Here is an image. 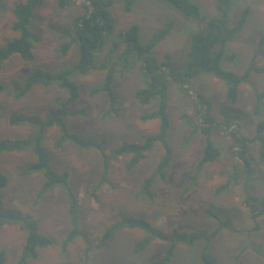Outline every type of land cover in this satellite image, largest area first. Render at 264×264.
<instances>
[{
	"label": "rangeland",
	"instance_id": "obj_1",
	"mask_svg": "<svg viewBox=\"0 0 264 264\" xmlns=\"http://www.w3.org/2000/svg\"><path fill=\"white\" fill-rule=\"evenodd\" d=\"M21 1L0 0V47L17 36L10 29V9ZM87 1L61 10L56 0H44L29 26L34 60L27 62L12 55L0 65V140L22 138L26 143L20 151L0 153V172L8 179L0 203V214L9 218L0 229L3 264H18L26 240L23 219L31 216L49 244L26 264H151L163 256L170 243L154 237L136 253V243L151 236L128 226V220L136 219H143L163 235L210 234L219 221L227 220L240 230L220 229L208 242L204 238L192 245L179 242L169 264H202L204 252L210 264H264V215L254 224L244 206L246 196L264 197V165L257 156L264 141V73H249L247 82L238 85L235 104L225 102V81L210 75L189 79L184 86L169 85L166 142L171 159L164 179L156 176L144 188L165 154L160 142L145 151L132 168L128 164L133 155L115 154L122 144L142 143L160 127L159 119L143 118L158 109L159 101L141 104L136 98L147 81L134 45L125 41L128 29L137 27L139 45L167 33L155 42L149 56L186 73L191 37L202 31L203 18L223 20L231 30L247 8L244 27L224 46L221 63L224 71L239 76L254 57L255 66L264 69V45L259 43L264 37V0H229L225 19L218 0H190L199 8L202 18L197 20L185 18L158 0H136L130 12L116 2L111 8L112 33L95 56L94 64L104 62V66L69 77L79 87L78 99L68 106L64 127H44L42 145L49 164L67 176L65 184L44 189L43 171L28 169L36 162L28 141L40 134L41 125L69 92L52 82L49 87L33 86L18 97L17 88L32 72L56 75L78 63V45L71 46L64 56L60 46L69 40L66 30L72 31L73 20L88 10ZM127 49L131 52H125ZM231 53L235 57L229 62ZM109 76V91H103ZM197 97L216 122L210 139L219 152L215 161L203 165L205 136L193 123L200 107ZM12 115L33 120L12 125ZM75 219L80 234L63 249L62 242L73 230L70 224ZM255 225V230L247 231Z\"/></svg>",
	"mask_w": 264,
	"mask_h": 264
},
{
	"label": "trees",
	"instance_id": "obj_2",
	"mask_svg": "<svg viewBox=\"0 0 264 264\" xmlns=\"http://www.w3.org/2000/svg\"><path fill=\"white\" fill-rule=\"evenodd\" d=\"M44 0H24L21 2H15L10 9V29L17 34L16 37L8 40L6 44L0 47V65L12 55H18L24 61L31 62L34 60V53L32 51L31 32L29 26L31 21L35 18V11L41 7ZM82 0H56V6L63 10L69 8L75 4V2ZM136 0H88V10L83 16L77 17L73 20L71 26L72 31L66 30V36L69 40L60 46L61 55H66L71 46L78 45L79 47V61L71 68L63 69L56 75L46 74L41 71H35L28 75L25 79L22 87L18 89V97L25 95L33 86L42 85L49 87L52 82L56 83L59 88L67 89L69 92L68 97L62 101L59 107L52 111L47 117L46 121L41 125L40 134L34 135L29 141V147L32 153L36 156V162L31 163L28 166L29 170L43 171L44 174V189H49L57 184L66 183V174H60L55 172L49 164V156L45 148L42 145L44 127L49 125H57L64 127L63 119L69 116L68 106L75 103L78 99V85L76 82L69 80L73 75H84L91 68H97L98 70L104 66V62L99 63L96 66L95 56L101 52L105 45L106 36L112 33L113 19L111 14V8L118 2L122 5L125 12H130ZM173 7L182 16L189 20H197L202 18L199 13V8L190 2V0H158ZM2 3V2H0ZM229 0H218V8L221 13V18H227L229 11ZM249 15V10L243 8L239 20L236 23L235 28L228 30L223 20L219 19H204V26L202 31L197 34H193L191 37V49L187 55L186 73H181L179 70L174 69L169 63L158 62L155 58L149 56L150 50L155 44L164 38L167 34L159 35L154 41L139 45L137 40V27L131 26L127 33L125 41L129 44H133L134 49L137 52V57L141 60L142 69L144 71L147 86L136 92V98L141 104H149L152 100L157 99L159 106L156 111L151 114L145 115L144 120L159 119L160 127L158 133L154 136H150L142 143H125L122 144L115 154L118 156L131 154L133 155L128 164L129 168H132L143 157L145 151L149 150L157 142H160L165 148V154L159 161L155 175L145 180L144 188H147L154 181L156 176L160 179L165 178V170L168 167L171 159V150L168 148L166 137L167 129L169 126V120L167 115L168 110V90L170 84L185 85V82L189 79L199 77V75H210L225 81L227 88L225 93V102L228 104H235L238 100V85L246 83L249 78V73L254 71L256 73H264L263 68H257L255 66V57L251 60L249 68L242 74L237 75L231 71H224L221 67L223 58L225 57L224 46L227 42L231 41L233 36L241 32L244 24ZM165 34V35H164ZM121 37V36H120ZM156 42V43H155ZM260 46L264 45V37L260 40ZM113 48H118L117 44H114ZM127 49L125 52H129ZM131 52V51H130ZM143 56V57H142ZM235 55L231 53L227 56L228 61H233ZM111 77L106 78V83L103 86V91H109ZM1 89V86H0ZM198 106L202 104V98L197 97ZM197 106V107H198ZM236 118V117H230ZM193 122L197 124L196 131H200L205 136V148L204 154L200 160V165L211 163L219 156L218 150L211 143V132L216 125L215 120L210 116L208 111L200 105L195 111ZM30 119L24 115H12L9 122L12 125H18L30 121ZM37 119H35L36 121ZM192 125V124H191ZM262 127H260V130ZM26 143L22 138L17 140L2 139L0 140V153L4 151H20L23 149ZM88 146V145H85ZM243 150V148H242ZM241 150V151H242ZM257 156L259 161L264 165V141H262L261 148L258 149ZM7 177L0 172V203L2 202L1 191L7 186ZM248 181L243 184L244 192L247 190ZM247 195V194H246ZM72 197V196H71ZM74 201V200H73ZM244 206L247 208L250 220L256 222V220L264 215V197L261 199L246 196ZM75 217V216H74ZM76 218V217H75ZM4 219H9L8 216L3 217L0 214V229L4 225ZM24 226L22 229L26 233L25 244L22 248V253L18 264H26L30 259L37 258V250L44 248L49 244L48 239L42 234L40 235L37 230L36 219L31 217H25L23 219ZM77 220H73L70 224L72 231H69L62 242V248L73 242V239L80 234L78 227L76 226ZM128 226L130 228H138L143 232L151 234L145 238L140 239L135 245V252L142 251L144 246H147L154 237L159 238L162 241L170 243L168 249L164 252L163 256L151 264H169L173 257V253L176 244L179 242L192 245L195 241L204 238L207 242L216 237L220 229H230L236 232L240 230L232 225V222L219 221V226L216 230L210 234L193 233V234H180L175 233L173 235H163L157 230L150 227V225L143 219L128 220ZM254 228L247 230L248 232L255 230ZM110 233L103 239L102 242L107 240ZM4 259L0 257V264H3ZM202 264H210L205 252L201 256Z\"/></svg>",
	"mask_w": 264,
	"mask_h": 264
}]
</instances>
